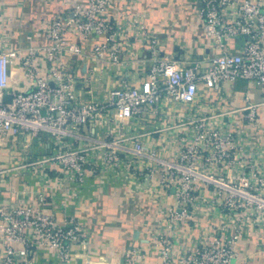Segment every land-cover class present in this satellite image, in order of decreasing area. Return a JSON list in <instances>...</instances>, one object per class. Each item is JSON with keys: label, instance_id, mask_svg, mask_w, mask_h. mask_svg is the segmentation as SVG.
<instances>
[{"label": "built area", "instance_id": "2783aa9c", "mask_svg": "<svg viewBox=\"0 0 264 264\" xmlns=\"http://www.w3.org/2000/svg\"><path fill=\"white\" fill-rule=\"evenodd\" d=\"M120 1L61 0L68 10L39 27L48 41L43 46L44 66L37 63L38 47L12 48L0 32V135L49 136L60 147L38 163L61 166L76 181L84 180L88 167L113 174L126 171L135 179L157 175L159 217L153 230L157 264H238L244 235L264 227V141L253 144L250 136L251 129L259 128V109L264 107V1L194 0L198 22L214 51L204 70L197 63L181 65L165 56L156 34L130 17ZM71 33L103 38L92 53L102 68L123 67L127 63L123 54L135 42L147 53L146 78L139 87L114 86L107 102L83 98L66 64L69 54L81 53L67 41ZM123 39L127 44L121 43ZM16 64L32 81L27 90L8 88L9 72ZM236 80L253 81L263 98L259 103L246 99L245 127L232 130L219 125L221 117L212 113L210 101L197 94L200 87L218 92L223 83ZM165 98L204 114L169 127L166 139L175 143L174 153L162 155L166 145L147 147L143 134L97 141L79 131L89 122L103 121L108 109L114 111L111 130L156 115ZM81 139L93 144L75 148L73 143ZM169 150L167 146L166 153ZM39 176L44 177L42 170ZM39 199L46 201L43 194ZM216 212L218 222L207 226L194 247L182 242L181 232L197 227L198 216L214 220ZM0 217V238L6 243L0 264H32L28 256L37 246L53 251L57 264H71L75 246L88 243L85 229L73 218L58 221L45 211L22 208H0ZM14 243L22 248L16 251ZM18 252L22 257L16 256ZM145 259L144 251L132 245L123 264H143Z\"/></svg>", "mask_w": 264, "mask_h": 264}, {"label": "crops", "instance_id": "0c3cea01", "mask_svg": "<svg viewBox=\"0 0 264 264\" xmlns=\"http://www.w3.org/2000/svg\"><path fill=\"white\" fill-rule=\"evenodd\" d=\"M119 5H126L130 17L139 19L156 34L165 56L181 65L197 63L201 70L207 68L214 51L198 22L194 0H135L132 3L121 0ZM64 9L68 10V7L61 0H0V32L8 37L12 48L38 47L37 63L44 66L43 46L48 41L39 27ZM113 20L119 22L114 13ZM67 41L81 49V53L69 54L66 64L77 79L78 93L85 99L107 102L109 90L114 86L127 83L139 87L146 78L147 53L133 41L123 54L127 63L121 68H102L104 66L100 67L99 61L93 57V47L103 41L102 37L85 39L77 33H71ZM120 41L127 44L125 39ZM231 50L238 51L234 47ZM92 72L94 74L90 77ZM31 85L32 81L25 76L21 66L13 65L9 72L8 88L27 90ZM204 97L214 107L212 113L221 117L219 125L236 130L245 127L242 108L246 99L259 103L263 94L253 81L236 80L223 83L218 92L200 87L197 98L203 100ZM259 113V128L250 130L253 144L264 141V107L259 109ZM113 114L114 111L108 109L103 115L104 122H89L79 127V131L85 137L97 141L132 133L143 134V142L147 147L166 145L167 149L169 146L168 153L162 149L164 156L177 150L175 143L166 139L171 132L169 127L189 118L204 116L200 110L189 111L184 105L166 98L156 115L111 130ZM157 130L161 132L155 133ZM92 144L93 140L89 139L73 143L75 148ZM59 147L45 135L11 132L0 135V208L4 211L20 208L41 210L52 214L58 221L70 218L79 221L87 233L88 243L83 247L75 246L71 264H123L124 253L132 245L144 251L146 259L143 264H157L158 247L153 230L159 217L157 196L160 194L156 190L158 176L135 179L126 171L113 174L104 168L88 167L84 180L76 181L61 166L53 168L51 163H38L55 153ZM40 170L44 177L39 176ZM41 194L46 197V201L39 199ZM219 218L220 212L215 213L214 220L204 215L198 216L197 227L181 232L182 242L189 248L194 247L205 234L207 226L218 222ZM2 223L0 217V225ZM5 246L6 243L0 238V259ZM13 246L16 251L22 248L20 243H14ZM238 250V264H264V227L258 226L247 232ZM54 254L51 250L37 246L28 258L32 264H57ZM16 256L22 257L19 252Z\"/></svg>", "mask_w": 264, "mask_h": 264}]
</instances>
